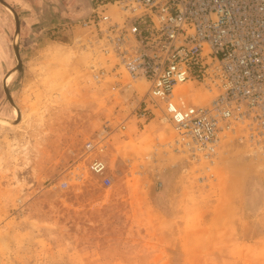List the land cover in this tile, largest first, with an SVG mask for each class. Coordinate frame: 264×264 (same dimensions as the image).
I'll return each instance as SVG.
<instances>
[{
    "label": "rangeland",
    "instance_id": "obj_1",
    "mask_svg": "<svg viewBox=\"0 0 264 264\" xmlns=\"http://www.w3.org/2000/svg\"><path fill=\"white\" fill-rule=\"evenodd\" d=\"M3 1L0 264H264V154L227 141L201 179L172 125L156 110L139 117L144 81L94 80L111 65L80 23L99 0ZM194 86L181 88L207 103ZM101 131L109 186L83 155Z\"/></svg>",
    "mask_w": 264,
    "mask_h": 264
},
{
    "label": "built area",
    "instance_id": "obj_2",
    "mask_svg": "<svg viewBox=\"0 0 264 264\" xmlns=\"http://www.w3.org/2000/svg\"><path fill=\"white\" fill-rule=\"evenodd\" d=\"M80 24L111 65L93 67L94 80L125 73L144 81L139 117L158 111L176 131V149L202 164L201 179L212 177L227 141L264 154V0H99ZM187 84L209 101L193 102ZM107 138L101 131L83 145L87 170L104 186Z\"/></svg>",
    "mask_w": 264,
    "mask_h": 264
},
{
    "label": "water",
    "instance_id": "obj_3",
    "mask_svg": "<svg viewBox=\"0 0 264 264\" xmlns=\"http://www.w3.org/2000/svg\"><path fill=\"white\" fill-rule=\"evenodd\" d=\"M0 2L5 5L6 7L10 8L9 5H7L3 0H0ZM15 15V14H14ZM15 17V33H14V37L17 35V32H18V20H17V17L16 15L14 16ZM13 51L15 53V56H16V60H17V63H16V66L11 69L10 71H8L6 73V75L4 76L3 80H2V84H3V88L5 90V93H6V96L8 97V100L10 101L11 104H13L10 96H9V93L7 91V87H6V78L9 74L11 73H14V72H20L21 69H22V64H21V60H20V57H19V54H18V51H17V46L16 44L14 43L13 44ZM18 117H19V114H18Z\"/></svg>",
    "mask_w": 264,
    "mask_h": 264
},
{
    "label": "bare ground",
    "instance_id": "obj_4",
    "mask_svg": "<svg viewBox=\"0 0 264 264\" xmlns=\"http://www.w3.org/2000/svg\"><path fill=\"white\" fill-rule=\"evenodd\" d=\"M11 75H12V73L11 74H9L8 76H7V78H6V82H9L10 81V79H11ZM143 91V90H142ZM14 111L16 112V110L14 109ZM0 123H5V124H7L8 122H7V120L5 119V118H1L0 119ZM223 164H225V163H223ZM223 164H222V166H223ZM224 167V166H223Z\"/></svg>",
    "mask_w": 264,
    "mask_h": 264
}]
</instances>
